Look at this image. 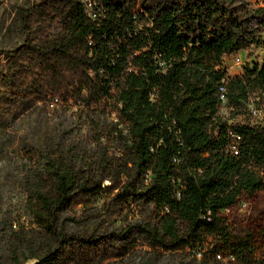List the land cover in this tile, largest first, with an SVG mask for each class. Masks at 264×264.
Segmentation results:
<instances>
[{"label":"trees","instance_id":"trees-1","mask_svg":"<svg viewBox=\"0 0 264 264\" xmlns=\"http://www.w3.org/2000/svg\"><path fill=\"white\" fill-rule=\"evenodd\" d=\"M0 99L12 118L39 103L114 114L108 152L87 165L46 157L22 211H4L11 264H264L250 229L222 210L264 191V62L232 75L224 58L264 46V5L250 0H33L17 6ZM229 108L230 117L222 114ZM114 145V146H113ZM109 183L105 184L104 180ZM108 216L145 201L150 213ZM82 212L77 214L78 206ZM27 215V216H26Z\"/></svg>","mask_w":264,"mask_h":264},{"label":"rangeland","instance_id":"rangeland-1","mask_svg":"<svg viewBox=\"0 0 264 264\" xmlns=\"http://www.w3.org/2000/svg\"><path fill=\"white\" fill-rule=\"evenodd\" d=\"M29 1L33 0H0V70L5 72L4 55L7 48L18 40L13 25L15 9ZM126 1L137 3L138 0ZM250 1L253 5H264V0ZM263 62L262 44L224 58V66L232 75L245 73L247 69L261 66ZM250 108L253 112L252 123L263 124V111L254 109L253 104H250ZM221 112L226 117L231 115L226 106ZM113 120H116L114 114L109 116L87 112L76 107L66 110L44 103H39L18 118H12L8 107L0 99V192L4 211H22V203L27 196L25 184L33 176L36 167L45 165L48 155L76 159L83 168L97 161L103 152H108L110 156L114 153L119 155L118 145H109L107 137L101 133L104 128L113 125ZM104 183L108 184L109 180L105 179ZM105 200V196L95 199L91 210L108 218L113 226L144 218L151 210V205L142 201L126 211L108 216ZM81 206H78L77 214L82 212ZM222 212L228 217L231 226L250 229L258 245L264 247V191L244 194L234 206ZM180 260L178 254H166L158 257L156 264H178ZM0 264L11 263L7 256H0ZM22 264H37V260L30 259Z\"/></svg>","mask_w":264,"mask_h":264},{"label":"built area","instance_id":"built-area-1","mask_svg":"<svg viewBox=\"0 0 264 264\" xmlns=\"http://www.w3.org/2000/svg\"><path fill=\"white\" fill-rule=\"evenodd\" d=\"M256 112V111H255Z\"/></svg>","mask_w":264,"mask_h":264}]
</instances>
